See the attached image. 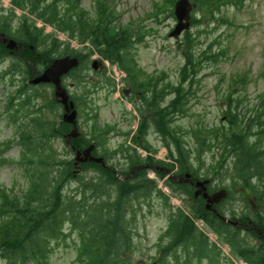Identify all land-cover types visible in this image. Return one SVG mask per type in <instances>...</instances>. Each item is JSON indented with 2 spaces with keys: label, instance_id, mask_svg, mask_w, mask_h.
Instances as JSON below:
<instances>
[{
  "label": "trees",
  "instance_id": "1",
  "mask_svg": "<svg viewBox=\"0 0 264 264\" xmlns=\"http://www.w3.org/2000/svg\"><path fill=\"white\" fill-rule=\"evenodd\" d=\"M175 1L166 0L167 6L172 8L169 13L173 19ZM189 1L193 7L190 17V28H193L200 24L195 14L212 15L220 0ZM15 11L21 13L16 26L12 27L10 23L0 25V32L21 46L20 53H10L0 43V63L13 58L9 72H23L29 76L31 67L34 72L41 73L56 58L77 57L81 52L69 49V43L75 41L88 53L97 54L102 61L125 75L122 79L124 87L139 96L136 102L140 108L136 109L141 115L144 104L148 107V119L141 121L138 131L127 134L128 141L114 150L104 148L108 130L100 131L93 125L91 138L79 134L70 140L72 147L66 144V152L60 154L54 145L55 139L50 137L57 136V140L62 139L65 143L71 126L62 122H42L40 114L31 111L32 100L39 95L27 93L24 96V104L18 106L25 112L27 123L19 128L17 144L22 151L18 165L24 169L27 189L20 197H11L0 190V256L7 264H48L51 243H60L68 235L76 237L78 264H142L135 262L132 256L133 239L137 234L138 219L151 212V200L154 198L161 201V209L167 214L168 224L163 237L168 241L148 264H170L169 258H173L175 264H192L193 261L201 264L204 259L219 264L221 250L198 229L196 220H201L211 232L222 238L232 254L244 263L264 264V239L255 231H249L251 237L260 242L259 245L250 244L239 230L221 219L222 206L231 195L228 188V197L214 206V213L205 210L204 200L201 197L196 199L187 183H176L170 179L163 182L182 201L183 207L175 208L169 197L157 188L156 180L148 178L147 169H138L129 176L133 169L149 164L167 167L178 175L189 172L195 178H205L206 175H201L199 169L193 167L191 157L201 160L202 152L215 144L219 154L216 166L222 169L229 159L232 161V175L238 181L234 185L240 188L236 191L240 193V202L256 199L253 213L244 205L246 209L238 216L230 214V220H237V217L250 220L264 233V148L261 145L264 140V99L255 109L243 111L232 103V97H227L222 126L218 131L205 127L193 129L191 137L196 142L193 149H188L183 132L172 125L178 116L185 114L184 98L188 87L185 91L181 84L180 87L163 86L162 77L145 75L134 55L140 32L138 29L117 28L115 17L103 7L102 0L98 1L92 18L80 8V0H10L9 12L14 18ZM37 23L41 27H37ZM47 26L65 35L68 39L66 45L52 35L44 34L43 29ZM184 34L187 36V31ZM185 40L194 42L191 38ZM202 54L201 57H206V53ZM201 57L195 59L191 50L186 49V63L181 70L182 84L187 80L190 83L189 74ZM79 62L76 69L62 78V84L64 86V80L72 77L81 85L80 95H70V99L90 118L88 112L94 114L90 107V90L104 84L113 93L116 84L106 72L97 75L103 80L97 85L86 82L82 74L89 70L87 58ZM27 87L35 89L26 84L19 89L20 94L25 93ZM166 89L174 93L167 103L163 98L168 93ZM49 101L57 106L52 95ZM149 127L163 140L169 162L155 159L152 155L156 150L143 143L141 138ZM90 144L94 145L93 157L102 158L108 169L91 162L76 167L73 158H67L73 154L72 148L82 151ZM99 148H103L102 154H98ZM138 149L148 155L142 158ZM114 156H121L123 167L118 169L108 164ZM153 172L157 180L166 177L160 171ZM86 174L93 175L85 178ZM74 181L75 188L69 191L68 187Z\"/></svg>",
  "mask_w": 264,
  "mask_h": 264
},
{
  "label": "rangeland",
  "instance_id": "2",
  "mask_svg": "<svg viewBox=\"0 0 264 264\" xmlns=\"http://www.w3.org/2000/svg\"><path fill=\"white\" fill-rule=\"evenodd\" d=\"M98 1L100 0H80V8L92 18L95 16ZM102 1L103 7H106L115 17L117 28L138 29L140 32L141 38L134 47V55L138 67L145 75L153 78L162 77L163 86L180 87L182 85L185 91L188 87V94H185L184 98L185 114L178 116L172 124L178 131L183 132V139L188 149H193L194 142H196V139L193 141L191 137L193 129L205 127L208 130H219L224 119L223 112L227 97H232V103L242 108L243 111L255 109L264 99V0H220L216 4L217 10L215 9L212 15L196 13L200 21L199 26L189 28L187 36L183 32L177 39L168 37L176 22L170 17L169 10L172 8L167 6L166 0ZM9 8L10 0H0V25L10 23L14 27L18 24L21 13L15 11L16 18H14L10 15ZM37 27H41V24L37 23ZM43 32L46 35H52L65 45L68 41L65 35L54 32L49 26L45 27ZM185 38L194 39V42H186ZM188 48L195 59L201 57L202 53H206V57H201L200 61L194 64L189 74L190 83L187 80L182 84L184 79L181 77V70L186 63V49ZM69 49L81 52L77 56L79 60L87 58L86 67L89 70L82 74L86 82L97 85L99 81H103L97 75L106 72L116 84V91L113 93H110L109 86L104 84L90 90L92 101L90 107L94 111L91 115L88 112L90 118L83 113L84 109L77 108L79 133L91 138L94 134L90 132L93 125L99 127L100 131L108 130V134L105 135L104 148L114 150L128 141L127 134L132 135L138 131L141 121L145 122L148 119V107L144 104L143 114L138 112L136 107L140 104L136 102V97L139 96L124 87L122 79L125 75L114 66L102 61L97 54L88 53L75 41L69 43ZM12 62L13 58H7L0 63V75H2L0 77V190L10 194L11 197H20L27 189L28 181L24 169L18 165L22 152L20 145L17 144L20 140L19 128L27 123L25 112L21 111L18 106L22 97L19 89L27 84L29 76L23 72L14 74L9 72ZM93 62L96 63V71L90 67ZM64 87L69 95L74 97L82 92L81 85L77 84L72 77L64 80ZM171 89H166L168 93L163 97L165 103L169 102L174 95ZM27 93L39 95L32 100L31 111L38 112L42 122L57 124V121L61 120L62 110L59 106L51 105L49 101L52 95L50 87L36 86L35 89L30 90L27 87L23 93L24 96ZM23 113L24 117L20 118ZM141 139L152 150H156L152 155L155 159L167 161V149L164 142L151 127ZM54 141L58 153H65L64 141L62 139ZM261 145L264 148V140ZM102 149L99 148L98 154H102ZM138 153L142 157L145 156V153L139 149ZM67 158H73V154ZM217 160H219L217 146L212 144L209 150L202 152L201 160L191 157V164L199 169L201 175H206L205 178L212 180V188L229 189L230 198L222 206L227 218L230 214L232 216V213L238 216L246 208L253 213L256 199L250 198L240 202V193L236 192L240 188L234 185L238 181L234 180L232 175L231 159L222 169L216 166ZM108 164L118 169L123 167L121 156L112 157ZM91 175L93 174H86L84 177L88 178ZM147 176L149 179L156 180L157 188L169 197L173 207H183L181 199L174 196L163 184L168 177L157 180L152 171H147ZM75 185L76 182H72L68 190H73ZM151 205V212L138 219L135 229L137 234L133 239L132 256L135 262L140 261L142 264L151 263L161 246L168 241V238L163 237L168 218L161 209L162 203L154 198L151 200ZM196 224L209 242L221 250L219 264H244L241 259L232 254L223 240L218 239L203 225L202 221L198 220ZM247 240L250 244L253 243L252 240ZM51 247L48 264H78L76 260L77 241L74 235L66 236L60 243L52 242ZM172 259H168L170 264H175ZM0 264H7L1 256ZM192 264H198V262L193 261ZM201 264L212 263L204 259Z\"/></svg>",
  "mask_w": 264,
  "mask_h": 264
},
{
  "label": "water",
  "instance_id": "3",
  "mask_svg": "<svg viewBox=\"0 0 264 264\" xmlns=\"http://www.w3.org/2000/svg\"><path fill=\"white\" fill-rule=\"evenodd\" d=\"M192 10V5L190 4L189 0H176L173 6V16L176 21L175 27L172 29V31L168 34L169 38L177 39L184 31H187L190 26V13ZM0 43H2L5 46V49H7L9 52H18L20 49V46L14 41L13 39L6 38L3 34L0 33ZM79 65V61L75 57H69L64 56L60 58H56L52 61V63L40 74H38L36 77L32 78V75L30 77L29 83L32 85H38V84H51L54 88V98L56 102L61 105L63 109L62 114V122L70 125L71 130L70 132L65 136V143L69 146L70 140L75 139L78 135V129H77V111L74 108V103L69 99V95L66 91V89L62 86L61 78L64 75H67L71 70L76 69ZM92 68L96 69V63H92ZM72 147V146H71ZM94 149V145L91 144L87 146L82 151L75 150L72 148L73 154H74V166H78V164H84V163H97L102 165V167L107 168L104 161L100 157H93L92 151ZM141 168H149V169H155L157 171H163L166 174L170 175V171L168 169L160 168V167H138L133 169L129 176L134 174L135 171ZM128 176V177H129ZM174 178V177H173ZM185 182L190 183L193 187L196 188V191L194 192V197H197L201 195V197L206 201L205 203V209L207 211H214L211 209L212 205L219 203L222 199L226 197V191L220 190L216 193H213L212 195H208L206 193L205 185L208 183V181L203 182H196L191 183L188 178L189 175H185ZM180 182H183L180 180ZM229 224L236 225L237 223L228 222ZM252 230L257 232L260 236H263V233L258 230L256 227H252Z\"/></svg>",
  "mask_w": 264,
  "mask_h": 264
},
{
  "label": "flooded vegetation",
  "instance_id": "4",
  "mask_svg": "<svg viewBox=\"0 0 264 264\" xmlns=\"http://www.w3.org/2000/svg\"><path fill=\"white\" fill-rule=\"evenodd\" d=\"M39 86H42V85H39ZM48 87H50L51 88V91L53 92V87L50 85V86H48ZM21 95H22V97H21V102H19L18 104H24V94L23 93H21ZM53 97V96H52ZM138 98V97H137ZM57 104V103H56ZM75 104V103H74ZM57 106H59L58 104H57ZM76 106H77V104H75V108H76ZM60 107V106H59ZM60 109H61V107H60ZM76 110H77V108H76ZM78 112V111H77ZM24 117V113L21 115V117L20 118H23ZM60 117H61V115H60ZM26 118V117H25ZM60 123L61 122V120H59V121H57V123ZM147 133V132H146ZM146 135V134H145ZM51 139H58V137L57 136H51L50 137ZM93 153V152H92ZM148 154L145 152V156L143 157V158H145L146 156H147ZM146 167H148V166H154V165H145ZM145 169H147V168H145ZM174 175H175V180H171V181H173V182H176V183H187V182H185L184 181V175H185V173H183L182 175H178V174H176V172L174 173ZM206 178H195V176L192 174V173H190V180L192 181V182H195V181H203V180H205ZM180 180H182V181H184V182H179ZM209 180V183L206 185V191L208 192V194L210 195V194H212L213 192H215V191H217V190H220V189H222L221 187H218V188H212L211 187V183H212V180H210V179H208ZM187 184H189V183H187ZM190 185V184H189ZM192 187V189H193V192L196 190V188H194L193 186H191ZM201 197V195H199L196 199H198V198H200ZM204 203H205V201H204ZM221 202H219L217 205H219ZM216 206V205H215ZM224 214V213H223ZM225 216V215H224ZM237 222H238V224H236V225H230V226H233L234 228H236L237 230H239L240 231V233L241 234H248V236L247 235H244V237H249L250 238V240H252L253 241V245H259L260 244V242L258 241V240H256L255 238H253V237H251V235L249 234V231H252V229H251V226L249 225L250 223V220H247V219H243V218H241V217H237ZM243 235H241V236H243ZM254 239V240H253Z\"/></svg>",
  "mask_w": 264,
  "mask_h": 264
}]
</instances>
